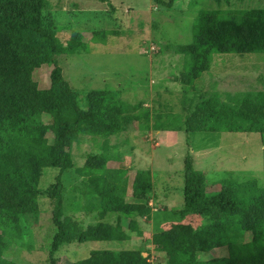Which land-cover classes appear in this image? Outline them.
I'll list each match as a JSON object with an SVG mask.
<instances>
[{
    "label": "trees",
    "instance_id": "obj_1",
    "mask_svg": "<svg viewBox=\"0 0 264 264\" xmlns=\"http://www.w3.org/2000/svg\"><path fill=\"white\" fill-rule=\"evenodd\" d=\"M155 2L168 6L171 1ZM246 2L215 0V6L194 11L191 41L174 46L187 61L178 77L185 87L192 88L209 69L214 54L264 53V0H260L263 7ZM50 6L49 0H0V264H14L2 253L18 244L22 236L17 228L25 215L38 213L40 193L49 199L54 227L49 264H59L55 253L71 243L132 240L142 234L137 219L152 213L147 202L153 187L148 169L136 170L130 180L123 168L104 166L109 160H121L117 144L88 153L81 167L87 176L83 195L88 203L83 210L96 212L99 220L83 227L64 216L61 174L72 166L70 149L77 137L116 134L131 120L148 117L149 109L140 101L131 104L123 99L119 89L79 90L70 85L57 56L87 51V43L79 30L61 41ZM111 33L94 30L91 40L104 43ZM42 64L52 66L47 88H39L31 77ZM192 90L183 119L186 140L196 131L258 132L264 144V89L225 93L224 100L217 98V91L205 96L200 90L196 94L195 87ZM43 167L56 168L57 174L40 190ZM128 182L134 201L124 198ZM217 182L219 188L207 189L205 175L194 166L192 154L185 153L183 199L176 214L180 220L198 215L207 222L193 227L178 220L156 229L151 243L155 252L164 253L162 264H264V186L250 179L236 181L231 175ZM174 212H163V223ZM107 213H116L115 223L100 220ZM221 246L226 247L225 256L197 260L198 252ZM145 249H91L71 264H150L149 253L142 254Z\"/></svg>",
    "mask_w": 264,
    "mask_h": 264
},
{
    "label": "rangeland",
    "instance_id": "obj_2",
    "mask_svg": "<svg viewBox=\"0 0 264 264\" xmlns=\"http://www.w3.org/2000/svg\"><path fill=\"white\" fill-rule=\"evenodd\" d=\"M49 1L59 39L65 42L73 30H79L82 40L87 43V51L57 56L70 85L79 90L119 89L123 99L131 104L140 101L143 108L149 109L148 117L131 120L125 130L116 134H80L77 137L70 149L72 166L61 174L65 189L64 216L83 227L99 220L96 212L85 213L83 210L88 203L87 196L83 195L87 176L81 174V167L88 153H100L106 146L110 149L117 144L121 160H109L104 166L123 168L122 174L130 180L136 170L148 169L153 187L147 202L151 210H157H153L150 217L138 219L142 234L134 240L71 243L55 253L58 263L71 264L86 257L91 249L144 246L146 249L142 254L147 256L149 253L150 264H162L164 253L155 252L151 234L161 226L168 227L180 220L176 211L182 205L183 158L187 151L193 156L194 166L205 175L209 190L219 188L217 181L229 175L236 181L250 179L264 186V144L258 132L196 131L189 133L186 140L183 131L187 101L194 95L192 88H196V94L198 90L206 93L205 96L217 91V98L223 100L225 93L264 89V53L214 54L209 69L194 80L192 88L185 87L178 77H182L187 61L174 46L191 41L194 11L206 5L215 6V0H165L170 2L168 6L155 0ZM246 3L263 7L260 0ZM97 29L114 33L107 35L104 43L93 42L91 38ZM51 69V65L42 64L32 71V80L39 88L49 86ZM102 170L103 167L101 174ZM56 174V168H41L40 190H44ZM153 194L162 199L151 198ZM129 197L128 182L124 198L134 201ZM37 203L38 213L26 214L25 222L18 224L17 231L22 236L18 237V244L2 253L14 264H49V243L54 232L51 204L44 193L38 195ZM162 211L174 212L166 223H163ZM116 218V213H107L100 220L115 223ZM180 221L199 227L207 219L188 215ZM226 254V247L221 246L198 252L196 258L209 262Z\"/></svg>",
    "mask_w": 264,
    "mask_h": 264
},
{
    "label": "crops",
    "instance_id": "obj_3",
    "mask_svg": "<svg viewBox=\"0 0 264 264\" xmlns=\"http://www.w3.org/2000/svg\"><path fill=\"white\" fill-rule=\"evenodd\" d=\"M159 131H163V130H166V129H158ZM157 132V131H156ZM181 132V131H180ZM182 193V192H181ZM157 194V193H156ZM158 197V199L157 200H161L162 199V197L161 196H156L155 194H153L152 196H151V198H157ZM161 198V199H160ZM153 210H155V211H157L156 209H153ZM153 210H152V212H153ZM155 213V212H154ZM139 219V218H138ZM138 219H137V222H138ZM132 240H134V239H132Z\"/></svg>",
    "mask_w": 264,
    "mask_h": 264
}]
</instances>
